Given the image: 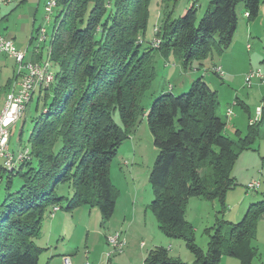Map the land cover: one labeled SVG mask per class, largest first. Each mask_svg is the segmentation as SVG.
<instances>
[{"label": "trees", "instance_id": "obj_1", "mask_svg": "<svg viewBox=\"0 0 264 264\" xmlns=\"http://www.w3.org/2000/svg\"><path fill=\"white\" fill-rule=\"evenodd\" d=\"M177 1L160 0L164 17L159 44L145 50L141 40L150 0L57 1L59 11L47 46L54 81L37 91L28 159L17 171L7 172L8 192L0 204V264H38L45 250L36 247L35 240L51 209L62 202L66 213L87 207L98 211L102 225L109 222L119 196L110 181V164L144 115L142 100L155 79V55L178 59L184 71L213 51L222 55L236 31L237 5L252 22L264 4L211 0L197 20L195 2L172 18ZM217 106L216 93L200 78L179 96L160 94L145 112L158 151L148 175L149 209L166 238L184 242L192 264H219L222 256L251 264L257 256L251 241L264 214V200L250 204L238 223H227V236L219 225L213 234L211 229L206 232L205 252L195 245L193 228L185 220L193 198L217 202L224 213L226 195L236 187L234 165L259 134L262 119L248 125L244 137L229 139L225 123L216 115ZM116 112L120 125L113 120ZM13 175L20 177L21 185L10 193ZM61 184L69 187V198L57 195ZM143 264L184 263L157 247L146 254Z\"/></svg>", "mask_w": 264, "mask_h": 264}, {"label": "rangeland", "instance_id": "obj_2", "mask_svg": "<svg viewBox=\"0 0 264 264\" xmlns=\"http://www.w3.org/2000/svg\"><path fill=\"white\" fill-rule=\"evenodd\" d=\"M30 1L31 5L33 0ZM192 1H197V20H199L207 11L211 0ZM18 2L19 0H11L10 6L16 5ZM190 2L191 0H178L172 9V18L179 17L182 11L189 6ZM263 7L264 4H261L259 15L254 21L247 22L244 16L243 6L241 4L237 5L236 31L229 49L222 55L213 51L208 59L200 63H193L192 67L186 71L183 70L178 59L170 56L165 60L159 54L155 55V79L150 90L142 100L144 115L139 117L134 132H132L131 136L120 145L117 149L116 156L110 164V181L119 192L116 201L117 206L111 219L109 222L102 225L98 211L87 207H80L68 213L70 215L74 213L75 223L72 224L69 222L65 225L63 235L60 241L58 240L59 245L56 247L58 250L56 251L55 247H52V253L49 252L53 254L50 259V264H62L63 256H68L71 264H105L106 254L111 253V249L107 245V237L115 233H120L122 240L125 242V246L121 253L111 254L109 264H143L146 254L157 247L166 249L169 257L178 259L184 264L193 263L194 258L186 249L184 242L179 239L166 238L158 229L155 219L149 209V204L152 200V192L148 184V175L158 151L154 147L152 136L147 129L145 112L160 94L170 92L174 96H179L186 93L195 80L202 78L210 88L216 91L218 100L216 115L229 125L231 120L223 117L224 110L228 108L231 118L234 117L236 112L243 117L245 122L246 114L239 107H234L232 105L236 93L239 95L238 97L244 98L246 92L250 91V88H247L244 84V76L249 72V64H253V60L250 61V55L256 47L255 38L257 37L255 34L260 33L261 30L264 31V23L261 21ZM58 8L55 7L54 14L59 11ZM43 15L45 17V14ZM44 17L42 26L40 27L45 28L48 45L53 33V17H51L49 24L45 23ZM163 17L160 0H150L146 30L144 38L141 40V50H145L149 46L157 48L154 45H157L159 41L157 34ZM247 24H254L250 31L251 39L247 42L251 47L250 53L245 51V46L247 44L245 37ZM41 50L42 60H47L46 52L48 55V50L43 48L42 45ZM222 64L226 66L231 74H227L224 71L225 69H223V75L218 77L212 73V69L214 67L222 68ZM253 70L255 71L256 68ZM245 72L247 73L244 75ZM36 98L37 94L35 92L23 117H21L22 119L20 118L21 120L19 119L20 121L18 120L14 123V126L10 128L9 150L13 152V154L28 149L27 141L32 130L33 120L36 116ZM253 102L254 101L248 103L251 113H253L251 120L254 119L256 111ZM113 120L117 125H120L117 112L113 115ZM261 131L262 133L258 139L264 135V123L261 125ZM227 132L229 137L236 141L237 138L231 135L233 132L230 128L227 129ZM263 162L264 159H262V163ZM18 168L19 163L16 164L15 170L17 171ZM262 168L264 169V166ZM246 169L248 172L245 171ZM259 171H261L260 159L256 161L248 160L245 163L244 158H242L235 166L234 175L237 176V178L250 177L252 181H256L259 176ZM8 176L9 173L5 171L1 172L0 201L3 200L8 192L6 190ZM10 181L9 192L12 193L19 189L21 179L19 176L13 175L10 177ZM234 189L236 192L241 193L243 197L245 195L247 196H245L246 198L244 200L245 210L238 217L235 216V212L238 208L230 213L231 209L227 206L226 198V210L224 213H221L220 205L217 202H207L197 198L188 201L185 211V220L193 228L195 245L201 251H206L208 243V235L206 232L211 229L209 232L213 234L219 225L222 227V235L227 236L229 232L226 226L227 223H238L243 218L250 204L264 200V184L255 192L247 190L242 183L237 185ZM67 190H69V187L61 184L57 186L56 193L58 196L64 197ZM213 206L214 209L212 208ZM60 207H65V203L62 202ZM61 213L66 212L61 209ZM124 216H127L125 220H123ZM73 225H75V230H73ZM212 228L215 229L213 230ZM35 243L40 244L41 242ZM251 247L255 248L257 251V256L251 264H264V221L257 224L256 236L255 239L251 241ZM47 255L49 254L43 253L41 255L39 264H44L46 262ZM219 264L239 263L233 258L222 256Z\"/></svg>", "mask_w": 264, "mask_h": 264}, {"label": "crops", "instance_id": "obj_3", "mask_svg": "<svg viewBox=\"0 0 264 264\" xmlns=\"http://www.w3.org/2000/svg\"><path fill=\"white\" fill-rule=\"evenodd\" d=\"M1 1L3 2L6 1L7 4L0 5V35L9 38L17 50L24 51L26 53V56H25L26 61L40 62L43 59L42 52H41L42 51L41 45L43 48L47 49L48 41L44 43L46 45L37 44L35 41H32V38H34L36 31L39 28H41L40 26H42L43 17H44L43 15L44 5H45L46 0H33V3H31V5H30V2H31L30 0H19V2L16 3V5L12 7L10 6L11 0H0V2ZM195 4L197 5V1L195 2ZM259 11H260V8H259ZM261 21H263L264 23V7L262 9ZM252 26H254V24H249V25L247 24L246 26V32H245L247 34V35L245 34L246 43L251 39L250 31L253 28ZM255 35L257 37L255 38L256 47H255V50L250 55V59H251L250 61L253 60V64H249L248 71H252L255 68L257 69L261 65V63L264 62V31L261 30L260 33L255 34ZM46 39L48 40L47 36H46ZM245 51L247 53H250L251 51V47L248 43L245 46ZM46 56H47V52H46ZM46 63H49L48 57H47ZM219 68L221 69L222 72H223V69H225L224 71L227 74H231L224 64H222V68L221 67ZM247 72H245L244 75ZM21 76L22 74L21 75L17 74L16 64L14 60L11 58H8L7 56L3 54H0V112L3 109L6 93L16 83H19L21 81ZM208 87L211 91L216 93L214 89L210 88V86ZM35 92L37 94V91ZM238 96L239 95L237 93L234 95V100H233L234 105L232 106L239 107L246 114L245 122H244L243 117L236 112L234 114V117L231 118L230 114L229 115L227 114L228 108L224 110L223 112V115H224L223 117L228 120L229 119L231 120V123L229 124L230 127L227 124V122H224L225 123L224 134L225 136H227L229 139L233 141L235 140L229 137L227 129L230 128V130L233 132L231 135H233L234 138L244 137V135L246 134V129L248 127V121L253 116V113H251L248 103H251L252 101H254L253 102L254 108H258V107L261 108V119H262V123H264V84H259L256 81H254L253 85L250 87V91L246 92V94L244 95V98H241ZM261 125L259 127V134L257 138L255 139L253 145L248 150L240 154L238 160L236 161L234 165V168L232 171V178L235 180L236 186L242 183L244 187H246L249 183L254 182L252 181V178L250 177L249 178L247 177L237 178V176L234 175L235 166L236 164H238V162H240V160H242V158H244L245 163L248 160L249 161L250 160L256 161L258 159L261 160V171L258 172L259 176L257 175L258 179L256 180V181H259L260 183L258 189L260 188L262 184H264V174H263L264 169L262 168L264 166V162L262 163V159H264L263 158L264 157V135H262V137L258 139L260 134L262 133ZM8 150H9V145H8ZM10 153H13V152L10 151ZM1 165H2V161H1ZM1 165H0V168H1ZM245 171L248 172L247 169ZM0 178H2L1 171H0ZM70 195H71V192L67 190V193L64 197L69 198ZM245 196L243 197L241 193L236 192L235 189L229 191L226 195V203L228 204L227 206L231 209L230 213L236 210V208H238L237 211L235 212L236 217L241 215V213H243V211L245 210L244 200L247 197ZM3 200L0 201V204L3 202ZM116 206L117 205H115V209H116ZM212 208L214 209V206ZM54 214H53V217L47 216L44 219L40 237L37 240H35V242H41L40 244L35 243L36 247H39L45 250L43 253L49 254L47 255L48 257L44 264L51 263L50 259L53 256V254H51L52 247H55L56 251L58 250L56 247H58L59 245L58 240L60 241V238L63 235L65 225L69 222L72 224L75 223L74 213H72V215L68 213H61V208L59 207V210ZM126 217L127 216H124L123 220H125ZM262 221H264V214L259 218L258 224ZM73 226H74L73 230H75L76 229L75 225ZM64 257L69 258L68 256H63L62 258ZM39 262H40V258H39L38 264Z\"/></svg>", "mask_w": 264, "mask_h": 264}, {"label": "built area", "instance_id": "obj_4", "mask_svg": "<svg viewBox=\"0 0 264 264\" xmlns=\"http://www.w3.org/2000/svg\"><path fill=\"white\" fill-rule=\"evenodd\" d=\"M56 1L58 0H46L44 5L45 23L49 24L51 17L54 19V9L56 7ZM191 2H194L191 0ZM1 4H7V2H0ZM246 16V14H245ZM32 41L37 44H44L46 39V31L44 27L39 28L36 31ZM159 41L157 42L158 46ZM0 54L7 56L14 60L16 64L17 74L21 75V81L16 83L5 95L3 109L0 112V160L2 161L1 169L4 171L5 166H9L8 150L10 140V128L14 126L17 117H22L30 104L34 91H38L40 88H47L52 84V70L47 67L46 59L40 62H30L25 60L26 53L19 51L15 48L12 41L4 36L0 35ZM212 73L221 77L223 75L219 67H214ZM256 81L259 84H264V62L254 71H249L244 76V84L247 88L253 85ZM234 105V104H233ZM230 111V110H228ZM261 120V108H256L254 119H249L248 125L252 126L259 123ZM22 158V154H21ZM26 162V159H25ZM2 179L0 178V183ZM259 181H254L246 186L247 190L256 191L259 187ZM59 210L57 206L51 209L50 217L53 216ZM115 240L116 233L107 237V245L111 249V253L106 254L105 264H109V258L112 253L115 252ZM62 264H71L69 258H63Z\"/></svg>", "mask_w": 264, "mask_h": 264}, {"label": "bare ground", "instance_id": "obj_5", "mask_svg": "<svg viewBox=\"0 0 264 264\" xmlns=\"http://www.w3.org/2000/svg\"><path fill=\"white\" fill-rule=\"evenodd\" d=\"M56 5H57V1H56ZM47 67H50L49 63H47ZM54 81V74L52 72V83ZM35 92V91H34ZM227 114L229 115L230 112L227 111ZM20 119V117H17L16 122ZM14 122V123H16ZM21 154H22V158H21ZM25 159H28V150L25 151H21L17 154H13L10 153V155H8V162H9V166H5L4 171L6 172H11L15 169L16 164H20L21 162L25 161ZM125 246V242L122 240L120 233H116V240H115V252H121L123 250ZM67 258V257H64Z\"/></svg>", "mask_w": 264, "mask_h": 264}]
</instances>
